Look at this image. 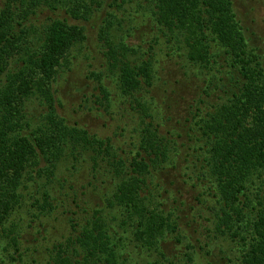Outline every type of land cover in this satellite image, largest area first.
<instances>
[{"label": "trees", "instance_id": "trees-1", "mask_svg": "<svg viewBox=\"0 0 264 264\" xmlns=\"http://www.w3.org/2000/svg\"><path fill=\"white\" fill-rule=\"evenodd\" d=\"M36 1L4 2L0 11V76L9 60L22 50V37L15 28L23 22L13 18L16 10ZM147 2L157 30L155 43L174 55L183 50L188 62L209 73L193 110L187 113L185 121L190 126L188 131L183 130L185 137L182 131L174 132V127L164 133L161 122L155 126L153 120L146 124L141 118L143 126L135 124L137 135H129L130 142H123V148L60 116L53 84L72 46L82 42L85 34L77 24L53 19L40 48L27 49L23 65L6 76L0 89V225L7 221L13 206L20 204L19 190L30 166H38L40 158L51 156L55 167L71 155L69 160L79 167L92 162L88 167L91 179L84 187L70 183L64 199V194L52 196L50 190L44 191L38 211L31 212L37 228L42 227L41 232L46 233L48 221L65 216L68 233L55 240L41 236V252H36L42 259L37 264H120V254L111 239L112 224L104 215L106 209H119L123 223L136 224L138 241L150 249L157 248L166 230L173 233L180 227L175 210L165 211L157 198L160 193L155 195L161 189L167 192L159 175L175 163L173 156H181L184 162L193 156L196 181L205 191H211L219 207L216 227L225 231L236 228V235L246 241L241 264H264V69L259 56L248 48L232 0ZM21 14L18 17L26 19ZM108 26L100 28V39H107ZM117 52L109 43L108 59L119 70L120 90L134 96L146 112L145 103L136 94L155 85L153 60L135 64L127 57L120 59ZM213 93L216 100L209 99ZM35 94L47 106V128L20 134L25 102ZM84 152L90 155L83 157ZM81 188L86 192L95 189L98 199L90 204ZM9 233H13L20 258L24 253L18 248L21 234L14 230ZM28 248L25 253H29Z\"/></svg>", "mask_w": 264, "mask_h": 264}, {"label": "rangeland", "instance_id": "rangeland-1", "mask_svg": "<svg viewBox=\"0 0 264 264\" xmlns=\"http://www.w3.org/2000/svg\"><path fill=\"white\" fill-rule=\"evenodd\" d=\"M232 1L248 48L259 56L264 69V0ZM4 2L0 0V11ZM26 5L19 7L18 11L15 9L13 17L23 22L22 26L15 28L22 37V50L9 60L6 71L0 76V89L6 76L23 65L27 49L38 50L47 26L59 18L81 26L85 34L82 42L72 46L53 84L55 107L60 116L69 124L80 126L101 138H110L115 146L123 148V142H130L128 136L133 134L135 124L141 127L144 122L147 124L152 120L155 126L157 121L162 123L160 128L164 133L174 127V132L182 131L185 137L183 130L188 131L190 126L185 121L187 113L193 110L198 91L204 88L209 73L188 62L183 50L174 55L161 43H155L157 30L149 14L147 0H37L33 5L28 4L25 10ZM18 13L26 19L22 21ZM107 24V39H100V28ZM109 43L116 47L120 59L127 57L135 64L153 60L155 85L147 87V92L142 90L136 94V98L145 103L146 112L133 100L134 96L121 92L119 70L111 66L108 59ZM123 43L126 44L124 48ZM216 96L213 93L209 99L216 100ZM23 114L18 133L28 135L47 128V106L38 94L26 100ZM141 118L144 120L142 124ZM134 134L137 135L136 130ZM82 155L87 157L90 154L84 152ZM70 156L59 160L55 167L51 165V156L47 159L42 157L38 166L27 169L19 190L21 202L13 206L7 221L0 225V264H37L42 259L38 253L41 252L38 245L42 243L40 237L55 240L60 234L68 233L65 216L48 221L51 225H45V233L41 232L42 227L37 228V220L31 212L38 211L46 190H50L52 196L64 194V199L70 183L75 187L87 185L91 179L88 167L92 162L79 167L69 160ZM181 158L173 156L175 163L159 175L167 192L161 189L155 195L157 197L160 193L161 197L157 198L163 202L165 211L175 210L180 227L173 233L166 230L157 248L150 249L138 241L136 224L133 225L132 221L123 223L119 209L107 208L104 212L108 223L112 224L110 234L120 254V264H241L246 253V241L236 235V228L225 231L223 227H216L219 207L213 201L211 191H205L204 186L196 181L192 172L193 156L185 162ZM77 167L79 169L75 170ZM258 185L259 188L261 184ZM256 187H253V193ZM81 191L90 198V204L98 199L95 189L89 188L86 192L81 188ZM166 196L168 199H164ZM174 198L177 201L174 202ZM70 208L76 210L74 206ZM57 211L60 212L61 208ZM13 230L21 234L22 243L18 248L24 253L20 258V252L17 253L12 241L13 233H9ZM27 247L29 253H25Z\"/></svg>", "mask_w": 264, "mask_h": 264}]
</instances>
